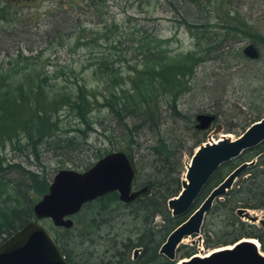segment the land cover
Segmentation results:
<instances>
[{
    "label": "trees",
    "instance_id": "16d2710c",
    "mask_svg": "<svg viewBox=\"0 0 264 264\" xmlns=\"http://www.w3.org/2000/svg\"><path fill=\"white\" fill-rule=\"evenodd\" d=\"M120 1L53 0L55 6L51 14L54 12L56 19L64 23L49 25L37 44L6 49L5 56L0 57V242L25 222L35 219L32 204L46 192L51 173L64 164L78 170L92 164L91 161L79 162L76 156L79 153L75 152L87 146V137L94 133L101 140L111 142L113 138H119L124 142V148L120 150L134 167L132 185L142 171L152 172L145 171L144 178H140L146 190L128 203L120 202L115 191L107 192L84 203L72 216L70 227H55L48 221L46 230L68 263L97 264L89 263V260L83 263L75 261L69 253V242L74 237L85 242L96 234L111 218L114 207L134 205L136 209L142 208L147 212L146 220L155 214L162 217L165 232L160 242H155L149 228H144L136 233L134 241L128 236L119 242L112 241V254L100 264H172L157 252V247L162 238L185 219L186 214L171 216L166 200L180 190L179 171L176 169L182 152L180 148L191 155L194 148L205 140L204 131L194 127L193 118L180 109L178 102L183 94L194 91L197 68L210 60L214 52L235 57L242 55L238 49L227 45L229 41H236L240 32L228 11H222V22H213L212 27L217 25L209 30L211 25L207 21L194 22L188 13L177 9L178 4L193 5L200 8L203 11L200 16L204 15L208 20L209 3L221 9L230 0H157L176 8V27L186 31L193 39L191 49L176 51L173 47L177 43L174 32L171 37H160L155 26L148 30L138 22L132 23L133 17L124 14L126 5H137L139 0H122L124 15L118 21L110 16L101 17ZM68 9H75V14L70 15ZM6 12L5 4L0 3V26L8 23V30L5 31L9 35L16 34L13 27L17 21ZM86 15L101 19L98 33L87 34L91 21L86 20ZM234 15H237L236 11ZM144 19L156 21L149 15ZM242 30L247 36V31ZM256 40L260 42L253 43L264 44V38ZM62 46L72 54L76 50L87 51L82 57L76 56V59L84 60L78 65V70L73 66L75 59L68 63H54L56 68L51 72V78L46 70H35L43 48ZM36 49L39 52H23ZM258 57L259 52L256 59ZM27 67L33 68L28 70ZM59 79L61 84L57 85ZM91 82L95 86L100 84L104 93L94 92L95 86L92 88ZM162 108L170 124L177 119L184 122L181 134L169 128L165 116L160 117ZM250 108L254 109L242 117L241 132L264 116V107ZM93 112L95 120H92ZM211 114L215 120L219 116L218 109L212 107ZM64 116H69L73 123L69 124V119L64 122ZM105 119L109 121L104 125ZM140 132L150 135L145 147L137 142ZM128 147H131L130 150ZM141 149L146 152L143 164L138 158V150ZM109 151L102 153L99 147L95 148L93 158L97 159ZM173 151L174 157L171 158ZM262 152L264 141L234 159L248 161ZM8 153L11 155L8 156ZM50 154L57 156V160L48 171L45 161ZM224 164L212 174L194 201L206 195L221 180L222 174L218 170ZM244 171L248 176L240 180L235 189L225 193L224 202L218 201L213 206L221 222L207 229L204 247L215 248L240 238L253 237L258 241L259 249L264 251V229L241 221L235 214L237 207L264 209V159H256ZM76 228L79 232L73 235L72 230ZM133 247H140V254L135 260L128 261V253ZM191 253L192 248L182 251L179 256L183 258Z\"/></svg>",
    "mask_w": 264,
    "mask_h": 264
},
{
    "label": "rangeland",
    "instance_id": "374dc122",
    "mask_svg": "<svg viewBox=\"0 0 264 264\" xmlns=\"http://www.w3.org/2000/svg\"><path fill=\"white\" fill-rule=\"evenodd\" d=\"M0 3L5 4V10L7 11L6 13L14 17L13 19L17 21L16 25L13 27L16 34L13 35H9V32L5 31V29H7L6 25L8 23L0 26V57L5 56L6 49H12L17 46L24 48L25 45L37 44L40 41L41 36L45 35L43 34V30L47 29L49 25L52 23H64L63 20L60 21V19H56L54 12L51 14L55 6L53 0H0ZM122 3L123 2L121 0L119 3H117V5H112L107 12V15L101 17L103 18L110 16L111 18L118 21L119 18L124 14H128L133 17L132 23L138 22L148 30H152V27L155 26L156 32L161 35L160 37H171L172 33L174 32L173 35L175 34L174 36L177 39V43H174L173 47H176V51H185L193 47V39L190 38L188 33L183 29L176 27L177 23H175V20L178 19V16L176 15L177 12L175 11L176 8L174 9V7L170 6L164 1L161 2L157 0H139L137 5L136 3H133L132 6L126 5L127 2L125 1L124 5H126V7L123 14V10L121 8ZM177 6L179 12L182 10V12L188 13L194 22L207 21V23L211 25L209 30H213L217 24L222 22V11H228L229 15H233L231 16V20L238 26L240 33L237 34L239 37L236 41H229L227 45H229V47L238 49L240 52L241 48L245 44L252 43L259 52V57L256 60L248 59L242 55L240 57H235L232 56V54H218L217 52H214L210 60L206 61L204 65H200L197 68L193 83L194 91H189L183 94L178 102L180 109H182L185 114L191 115L192 118L196 113H211L212 107H216L218 109L219 116H217V118L209 125L208 128L203 130L205 140L208 138L216 139L220 137L221 134L227 135L229 138H234L241 133L240 124L241 120L243 119L242 117L248 115L249 112L254 109L250 107H264V44L253 43V41L260 42L256 39L264 38V0H230V2L221 9L218 5L209 3L208 8L210 9V12L208 14V20L206 19V16H200L203 13V11L201 12L200 8H195L193 5L186 4H178ZM235 11L237 12L236 16L234 15ZM68 12L70 15H74L76 10L68 9ZM146 15L155 18L156 21L145 20L144 17ZM81 18L83 19V16H81ZM86 18L87 21H91V26H88L87 28V34L91 33L92 35V33H98L99 31L97 30L99 29L101 19L97 16L88 17L87 15ZM213 22L217 24L212 27ZM239 27L244 29L242 31H247V36L241 32ZM20 31H24L26 33H20ZM43 45L44 44H40V47H44ZM23 52L35 53L39 51L36 49L31 51L23 50ZM71 54L72 53L67 51L63 46L55 47V49L53 47H45L41 50V58L38 60L39 63L35 70H46L47 75H49L51 78V72L54 70V68H56L53 67L54 63H68L71 59L76 60L74 62L75 65L73 66L76 70H78V65L80 63H84V60L83 58L78 60L76 59V56L82 57L83 55L87 54V51L76 50L74 54ZM27 69L31 70L28 67ZM60 82L61 80L59 79L57 85H60ZM91 83L93 88L95 84H93L94 82ZM101 88L102 87L100 84L96 85L94 92L98 93L101 91V93H104L103 89ZM163 109L164 108L161 109L160 117H164L166 114ZM95 116L96 114L93 112L92 120H95ZM68 119L69 116H64V118H62L64 122ZM165 119L167 124H169L168 126L170 129L175 131L177 134H181L182 128L184 127V122L182 123L177 119L175 121H171L170 124L169 117L165 116ZM108 121L109 120L105 119L104 125L107 124ZM68 122L69 124L73 123L71 119H69ZM229 128H231L230 131H228ZM137 140V142L141 144L142 147H145V145L150 141V135L146 132H140ZM86 141L87 146L81 148L82 150H77L75 152V154L79 153L76 156L81 163H86L87 161H91V163H93L96 160V158H93L92 154L94 153L95 148L99 147L100 151L103 153L107 150H120L124 148L125 145L124 142L120 141L119 138H113L111 142H108L107 140H101V138H97L94 133H91L90 136L87 137ZM130 148L131 147H128L129 150ZM180 150L182 152L180 159L177 160L176 169L179 171V178L182 179L185 163L188 162L190 155L183 151L184 149L182 147ZM144 151L145 150L143 149L138 150V158L141 159L139 163L141 164H143L145 160L144 155H146V152ZM131 154H134V152H131ZM7 155L9 156L11 154L8 153ZM52 155L53 154H50L45 161L48 171L54 165L55 160H57V156ZM173 157L174 151L171 158ZM262 158L264 159L263 152L258 157H252V159L255 160ZM239 161L241 162V160L237 161V159H231L225 164L223 163V168L218 170L222 174V178L232 168L237 166ZM231 162H233V164ZM62 166L63 167L61 168H72L70 164H64ZM226 167H228V169H226ZM145 171L152 173L149 170L142 171L141 176L143 178ZM53 174L54 172L51 173V177ZM141 176L139 177L138 175V179L133 185L134 188L143 185L142 180L140 179ZM247 176V171H244L242 174L237 176L232 183L231 188L227 191L235 189L239 184V181ZM225 193L221 195L219 199H214L210 209L204 214L198 233L199 240H197L195 236H189L181 241L176 249L177 255H175V258L171 263L176 262L177 258L181 257L179 254L182 251L190 248H192V252H195L198 255H202L207 253V251L210 252L217 248L204 247L203 239L207 235V229L209 227L215 226L221 222V220H218V211H215L213 206L216 205L218 201H225L227 197ZM204 196L205 194L200 196L198 200L194 201L190 207V210L193 206H197ZM248 210L250 215L256 217V221L252 223L249 220H244L245 218L243 217H240V220L251 224L254 227L261 228L260 221H264V209ZM111 212V218L106 221L105 225L100 227V230L97 231L96 234H92L88 240L85 242H80L78 239L81 238L74 237L73 240L69 242V253L73 256L75 261L83 263V261L87 262L86 260H89V263L96 262L97 264H100L108 260L109 254H112V241L119 242L122 238L127 236L134 241L136 233L142 232L144 228H149L150 232L153 234L155 242H160L161 235L163 232H165V224L159 214H155L151 219L146 220L145 218L147 212L142 208L136 209L134 205L119 207L116 206ZM188 213H186V216ZM37 221L45 228V226L48 225L49 220L43 218ZM75 226L76 225H74V227ZM261 229H264V227ZM78 232L79 228L72 230L73 235H76ZM164 238H162V241ZM249 238L255 239L253 237ZM152 245H155V243ZM135 248L133 247L132 250L130 249L131 251H129L127 258L128 261L135 260L136 256L140 254L139 252L141 251V248L137 250V253L134 256H132V251ZM185 258L187 257L180 259Z\"/></svg>",
    "mask_w": 264,
    "mask_h": 264
},
{
    "label": "water",
    "instance_id": "95a60500",
    "mask_svg": "<svg viewBox=\"0 0 264 264\" xmlns=\"http://www.w3.org/2000/svg\"><path fill=\"white\" fill-rule=\"evenodd\" d=\"M240 52L251 60L258 56V51L252 43L245 44ZM213 120L214 115L211 113H196L193 116L194 127L199 130L208 128ZM262 141L264 116L250 123L234 138L222 135L214 140L208 138L197 145L185 163L179 192L166 200L170 215L188 213L201 189L223 163ZM254 162L255 159L242 161L232 168L208 191L197 206L190 210L185 219L168 232L157 252L168 261H173L183 238L195 236L199 240L198 233L204 214L210 209L214 199H219L230 189L235 178ZM133 178L134 167L122 150L103 154L83 170L57 169L48 183L46 192L32 204L35 219L25 222L0 242V264H70L50 233L37 220L46 218L55 227L68 228L72 225L71 216L78 212L84 203L112 191L117 193L120 202L128 203L146 190V186L133 189ZM248 211L246 208L237 207L235 214L250 222L256 221V217ZM249 239L251 238H240L225 245L230 247H217L202 257L177 258L172 264H264V251L259 250V244L255 245ZM138 249H133L132 256Z\"/></svg>",
    "mask_w": 264,
    "mask_h": 264
},
{
    "label": "bare ground",
    "instance_id": "6f19581e",
    "mask_svg": "<svg viewBox=\"0 0 264 264\" xmlns=\"http://www.w3.org/2000/svg\"><path fill=\"white\" fill-rule=\"evenodd\" d=\"M222 135H224V134H221V136ZM225 136H227V135H225ZM212 139V138H211ZM214 140V139H213ZM186 238V237H185ZM185 238H183L181 241H183ZM249 240H251L252 242H254L255 243V245H257V242H255L253 239H249ZM223 247H230L229 245L228 246H221V247H219V248H223ZM197 256H198V254H196Z\"/></svg>",
    "mask_w": 264,
    "mask_h": 264
},
{
    "label": "flooded vegetation",
    "instance_id": "af4514ba",
    "mask_svg": "<svg viewBox=\"0 0 264 264\" xmlns=\"http://www.w3.org/2000/svg\"><path fill=\"white\" fill-rule=\"evenodd\" d=\"M245 178V177H244ZM132 188L133 189H138V188H134L133 185H132ZM73 216V215H72ZM72 216H71V219H72ZM260 227L263 228L264 227V221H260Z\"/></svg>",
    "mask_w": 264,
    "mask_h": 264
},
{
    "label": "built area",
    "instance_id": "2783aa9c",
    "mask_svg": "<svg viewBox=\"0 0 264 264\" xmlns=\"http://www.w3.org/2000/svg\"><path fill=\"white\" fill-rule=\"evenodd\" d=\"M197 253H193V255H196ZM207 253H204V254H202V255H198V256H204V255H206Z\"/></svg>",
    "mask_w": 264,
    "mask_h": 264
}]
</instances>
